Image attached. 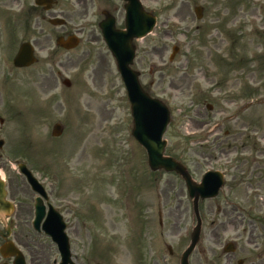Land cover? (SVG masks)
<instances>
[{"label":"rangeland","instance_id":"rangeland-1","mask_svg":"<svg viewBox=\"0 0 264 264\" xmlns=\"http://www.w3.org/2000/svg\"><path fill=\"white\" fill-rule=\"evenodd\" d=\"M185 1L178 14H160L156 32L139 44L133 68L141 73L143 89L170 111L165 155L184 165L196 183L208 171L226 176L220 195L200 202L203 230L190 264H239L243 212L249 213L259 199L264 203V107L237 121L229 118L244 96L264 95V55L259 53L256 64L250 57L241 61L238 45L226 48L222 60L205 58L209 0ZM195 6L204 9L202 21L196 19ZM177 15L183 31L172 28ZM92 38L87 30L77 50L56 49L54 74L48 58L29 70L15 69L12 61L5 66L0 173L16 192L18 165L25 164L48 191L52 188L70 202L71 212L64 218L75 264H180L197 223L192 200L177 175L150 170L145 150L131 135V108L115 60ZM176 45L180 54L170 63ZM65 79L70 88L63 86ZM221 122L224 130L198 142L209 124ZM56 124L63 128L57 139L52 137ZM17 230L28 242L21 248L24 254L37 252L43 264H60L56 246L32 225ZM229 243L236 253L224 256Z\"/></svg>","mask_w":264,"mask_h":264},{"label":"flooded vegetation","instance_id":"flooded-vegetation-1","mask_svg":"<svg viewBox=\"0 0 264 264\" xmlns=\"http://www.w3.org/2000/svg\"><path fill=\"white\" fill-rule=\"evenodd\" d=\"M133 2L136 5V0H0V78H6L5 66L10 61H14L20 48L25 44L30 45L37 60L36 65L31 68L48 58L49 66L52 67L51 72L54 74L58 29L54 21L59 18L65 22L59 27L62 31L60 36L82 35L88 30L93 35L91 41L98 40L105 44L106 32L114 31L120 35L127 31L128 15ZM170 2L171 0L164 2L140 0L144 9L154 12L157 18L163 12L169 13L170 10L185 6L184 0ZM209 5V48H204V57L209 60L218 57L222 60L226 56V48L232 49L239 45L243 53L241 61L250 57L253 59V64H256L259 53L264 55V0H209ZM179 11L177 10V14ZM177 17V24L183 25L182 19H179L178 15ZM176 27L178 30H184L183 27L172 25V28ZM201 30L202 28H197L198 33ZM200 40L204 42V39ZM201 54L198 52L196 60L201 59ZM201 74H204L203 70ZM221 131L220 129L216 135ZM14 181L18 190L13 192L10 186L8 200L15 203L17 213L14 216L1 215L4 218H0V225L4 227L13 224L17 230L20 226H29L34 220L35 195L24 186L22 180L16 178ZM250 188L253 189L252 186ZM20 194L27 200L19 198ZM42 199L46 208L42 224L48 217L50 206L58 207L65 213L71 212L66 198L57 196L52 188ZM242 220L245 223H243L241 264H264V203L259 199L256 203L250 204V211L243 215ZM5 234L0 231L2 244L8 241L4 239ZM13 241L22 248L28 243L22 240L20 231L15 232ZM26 255V264H43L37 252L29 251ZM228 261L230 262V257ZM14 262V258L5 260L6 264H14Z\"/></svg>","mask_w":264,"mask_h":264},{"label":"water","instance_id":"water-1","mask_svg":"<svg viewBox=\"0 0 264 264\" xmlns=\"http://www.w3.org/2000/svg\"><path fill=\"white\" fill-rule=\"evenodd\" d=\"M196 13L198 18L202 17L200 9H197ZM143 17L145 18L144 21L142 19ZM154 24L155 19L150 16L145 17L138 3L137 6L131 9L128 32L126 33V38H128V40L123 42L122 45H118L117 41L113 38H109L108 46L118 62L119 71L128 91V98L132 105V114L135 123L133 132L134 137L147 150L149 165L152 171L156 172L163 169L167 172H175L186 182L190 197L193 199L194 212L199 218V201L217 197L224 185V181L222 176L218 173L207 174L203 184L197 185L192 181L187 170L182 165L174 159L164 157L167 142L163 141V136L170 123V112L161 101L153 99L142 89L139 83V74L131 68L135 58V48L132 45V41L145 37L153 29ZM58 45L67 50H71L79 45V40L74 36L67 40L61 38L58 41ZM32 62L33 59L29 51L24 48L19 57L15 60V65L18 67H26L31 65ZM64 84L67 87L71 86L68 80L64 81ZM61 131V126H56L54 136H59ZM3 196V190L0 184V209L6 208ZM44 214V208L39 206L37 228ZM64 228V225H60L57 221L53 223L49 222L44 227L48 234L52 235L57 243L60 244L63 254V264H72L70 262L67 240L63 234ZM201 230L202 224L199 219L198 226L195 228L192 235L191 245L183 254L181 264H189V258L200 240ZM7 253L8 255H13L11 249H7ZM7 253H3V255Z\"/></svg>","mask_w":264,"mask_h":264},{"label":"bare ground","instance_id":"bare-ground-1","mask_svg":"<svg viewBox=\"0 0 264 264\" xmlns=\"http://www.w3.org/2000/svg\"><path fill=\"white\" fill-rule=\"evenodd\" d=\"M249 111H250V110H249ZM249 111H248V112H249Z\"/></svg>","mask_w":264,"mask_h":264}]
</instances>
